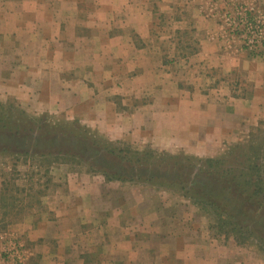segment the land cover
I'll return each mask as SVG.
<instances>
[{
    "label": "rangeland",
    "instance_id": "374dc122",
    "mask_svg": "<svg viewBox=\"0 0 264 264\" xmlns=\"http://www.w3.org/2000/svg\"><path fill=\"white\" fill-rule=\"evenodd\" d=\"M75 1L78 11L94 9L91 1ZM236 2L253 7L264 20V0ZM80 26L75 27L74 40L69 33L73 28H61L62 38L42 40L43 45L38 44L40 34L29 38L23 32L21 38L29 41L27 45L14 38L11 46L0 49V248L7 251L15 244L23 252L22 260L11 264L27 262L30 253L24 254L25 248L31 247L13 230L31 214L48 216L49 210L54 217L62 204L81 207L80 216L90 208L91 218L99 220L102 230L117 228L111 251L117 247L116 236L131 231L141 237L183 235L188 241H177L175 248L190 252L206 248L209 253L211 248L218 249L214 250L221 255L218 264L227 260L264 264V185L261 195L252 197V187L236 184L240 179L232 180V193L204 184L209 174L232 179L248 158H264V113L242 115L243 126L229 129L215 127L208 115L178 114L170 119L159 113L160 104L155 111L139 108L174 95L162 89L161 67L158 77L143 74L145 67L137 70L130 64L114 63V54L129 52L117 44L124 39L122 33L107 28L110 33L106 31L105 38L110 43L105 45L96 29ZM47 31L40 32L41 36ZM126 34L127 41L137 42L134 33ZM80 35L86 39L77 38ZM65 36L70 40L67 45ZM21 50L25 65L42 70L32 78L10 74ZM38 57L40 61H34ZM137 73L141 75L135 79ZM201 119L206 121L202 131L181 123ZM34 138L38 144L31 149ZM176 138L200 150L160 144V140ZM208 159L224 161L213 166ZM228 167L231 173L225 171ZM205 186L211 198L203 197ZM226 196L236 201L245 198V210L256 211L258 222L254 225L248 217L242 229L224 225L214 203ZM109 253L106 248L104 254ZM33 258L28 264H37L38 255ZM130 258L131 263H148L144 255Z\"/></svg>",
    "mask_w": 264,
    "mask_h": 264
},
{
    "label": "crops",
    "instance_id": "0c3cea01",
    "mask_svg": "<svg viewBox=\"0 0 264 264\" xmlns=\"http://www.w3.org/2000/svg\"><path fill=\"white\" fill-rule=\"evenodd\" d=\"M88 1L94 6L90 11L84 8L78 11L75 0H0V49L6 44L11 46L14 38L27 45L29 41L21 38L23 32L29 38L40 34L37 38L41 41H37L43 45L51 39L62 38L61 28H73L69 33L70 39L74 40L78 33L75 27L80 26L79 23L81 28L96 29L103 35V44L108 45L110 38H105L106 31L109 32L107 28H115V32L122 33L124 38L121 43L117 42L119 48L129 52L114 54V63L130 64L137 70L145 67L143 74L154 73L158 77L161 76L158 67H161L162 89L174 94L159 97L139 108L155 111L160 104L159 113L170 116V119L178 114L208 115L215 127L229 129L243 126L246 119H242V115L264 113V56L255 57L243 49L240 41L228 34L224 19L232 2L240 0H216L214 3L209 0ZM46 28L49 32L41 36L40 32ZM124 29L134 33L137 42L127 41ZM47 33L52 35L50 39ZM82 36L77 38H84ZM65 38L64 44L67 45L70 40L68 36ZM15 57H18V63L13 65L10 74L18 72L32 78L42 71L25 65L27 59L22 50ZM34 61H40V58H34ZM138 74L135 79L140 77ZM42 77L41 80L45 81ZM186 83L189 87L185 86ZM228 116L232 119L224 120ZM181 123L188 129L202 131L206 128V121L202 119ZM205 138L207 140L208 136ZM160 141L161 145L171 149L178 143L188 145L186 149L196 153L200 150L189 148L192 147L189 143L179 142L178 138ZM85 210L80 216L81 207L62 204L54 217L49 210L48 216L45 213L29 215L28 221L19 223V229L13 230L31 246L25 248L24 254L38 255L37 264H93L94 261L96 264H135L130 260L134 254L146 256V264H192L186 257L193 258V264H218L221 257L214 253V250L219 251L214 248L209 249L210 253L206 248L192 252L175 248L173 244L177 241H188L183 235L141 237L134 231L116 236L117 247L111 251L117 228L110 226L106 231L102 230L99 220L91 218L92 210ZM106 248L111 253L104 254ZM30 254L24 264L33 258ZM228 257L225 255L226 259ZM231 263L225 261V264Z\"/></svg>",
    "mask_w": 264,
    "mask_h": 264
},
{
    "label": "trees",
    "instance_id": "16d2710c",
    "mask_svg": "<svg viewBox=\"0 0 264 264\" xmlns=\"http://www.w3.org/2000/svg\"><path fill=\"white\" fill-rule=\"evenodd\" d=\"M207 161H209L211 165L214 164L213 166H217L224 160L220 159L213 161L211 159H208ZM263 161L264 158H262L261 156H255V160H251L250 158H248L244 166L239 170V175H235L232 179H227L225 177V179L220 180L219 178H216L213 174H209V177L207 178L204 184L208 187L217 185L222 188L225 192L229 191V193H232V180L240 179L238 182H236L237 185H241L244 187L245 185L250 186L252 187V189L250 190V196H259L262 193L261 185H264V163H261ZM225 171L231 173L232 170L228 167ZM206 186L205 189H202V195L204 198L208 199L211 198L209 195L211 193L210 191H207L208 189ZM234 192L237 193L236 191ZM216 201L218 202L214 204L217 208L221 210L219 218L221 219V222L224 225L226 223L232 224L234 226V229H242L243 227L247 226L248 217H250V220L254 225L258 222V214L256 211L254 212L251 208L245 210V206L248 205L246 204L245 198L238 199L236 201L235 199L233 200L232 197L226 196L225 198L221 197L219 200ZM226 219H228V221Z\"/></svg>",
    "mask_w": 264,
    "mask_h": 264
},
{
    "label": "built area",
    "instance_id": "2783aa9c",
    "mask_svg": "<svg viewBox=\"0 0 264 264\" xmlns=\"http://www.w3.org/2000/svg\"><path fill=\"white\" fill-rule=\"evenodd\" d=\"M224 19L228 34L238 39L243 49L254 56L264 52V20L253 7L233 1ZM8 249L6 251L0 248V264L22 260L23 252L18 246L11 244Z\"/></svg>",
    "mask_w": 264,
    "mask_h": 264
},
{
    "label": "flooded vegetation",
    "instance_id": "af4514ba",
    "mask_svg": "<svg viewBox=\"0 0 264 264\" xmlns=\"http://www.w3.org/2000/svg\"><path fill=\"white\" fill-rule=\"evenodd\" d=\"M37 144H38L37 139L36 138L32 139L30 142V148L31 149L35 148L37 146Z\"/></svg>",
    "mask_w": 264,
    "mask_h": 264
}]
</instances>
